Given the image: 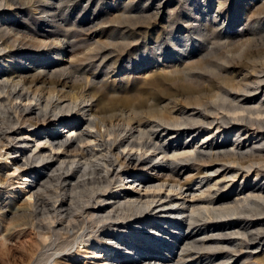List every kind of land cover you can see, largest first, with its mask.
I'll list each match as a JSON object with an SVG mask.
<instances>
[{
  "label": "rangeland",
  "instance_id": "rangeland-1",
  "mask_svg": "<svg viewBox=\"0 0 264 264\" xmlns=\"http://www.w3.org/2000/svg\"><path fill=\"white\" fill-rule=\"evenodd\" d=\"M0 5V25L7 24L3 27L7 50L2 52L0 47V86L4 91L17 86L22 76L30 84L43 67L51 65L56 72L53 78L58 79L61 73L67 82L57 87L64 103L83 93L89 99L84 105L93 102L100 108L105 107L104 102L116 99L121 109L135 112L134 122L149 128L156 126L153 130L159 134L160 143L177 142L188 150L216 146L226 137L228 148L240 144L257 149L262 147L259 142L264 146V114H233L217 107L225 95L250 105L264 100V81L262 90L252 92L264 79V0H0ZM40 80L33 87L45 99L50 83ZM3 96L7 95L0 90ZM198 112L218 119L216 124L204 125L195 136H189L184 133L186 126L177 122L182 121L183 114ZM65 113L57 123L55 117L46 122L44 117L33 115L36 127H20L17 133L29 143L27 149L33 151L39 145L57 152L41 138L46 131L71 135L68 129L81 115L76 109ZM49 114L47 118L53 117L52 111ZM152 157L162 159L155 152ZM167 158L174 161L176 179L180 178L181 183L192 179L188 184L194 193L178 195L167 188L156 192L187 203L205 205L211 193L217 191L229 196V204H233L235 199L246 196V185L264 184V168L234 171L235 164L219 162L223 167H214L211 172L205 166V172L198 174L193 159ZM6 161L11 158L8 161L0 155L1 172L11 179L0 184L1 203L7 210L6 217L0 218V264H38L44 251L40 238L25 219L14 215L22 199L29 198L33 185L27 184L20 193L18 182L22 177ZM261 164L264 167V162ZM142 172L144 175H135L136 183L123 181L108 194L117 188L155 193L139 182L148 180L149 174L155 175L156 171ZM166 178L169 177L162 176ZM124 234L133 235L127 231ZM92 241L94 251H101ZM67 250L61 255L75 254L78 264H95L93 256L77 245ZM253 258L254 264H264V241L253 250Z\"/></svg>",
  "mask_w": 264,
  "mask_h": 264
},
{
  "label": "bare ground",
  "instance_id": "bare-ground-1",
  "mask_svg": "<svg viewBox=\"0 0 264 264\" xmlns=\"http://www.w3.org/2000/svg\"><path fill=\"white\" fill-rule=\"evenodd\" d=\"M6 25L5 22L0 25L2 52L6 49L3 28ZM51 67L40 69L39 77L35 76L30 84L22 76L10 91L0 86L7 95L0 97V151L5 150L0 155L8 161L11 158L6 165L11 163L14 173L22 177L18 180L20 193L27 184L33 185L29 198L22 199L17 212L13 213L25 219L40 238L44 251L38 264H78L75 254L61 255L73 244L93 256L95 264H254L253 250L264 241V184L246 185V196L235 199L233 204H229V196L217 191L211 193L207 204L197 205L161 194L160 190L167 188L178 195L194 193L188 184L192 179L181 183L180 178H175L177 169L172 166L174 161L167 158L169 155L183 161L193 159L197 162L198 174L205 166L211 172L214 167H223L219 162L233 163L238 167L232 166L234 171L248 172L264 168L261 164L264 162L263 142L258 143L262 147L257 149L240 144L228 148L225 137L216 146L188 150L181 143H160L159 134L153 130L156 126L149 128V125L134 122L135 112L121 109L116 99L104 102L105 107L100 108L93 102L84 105L89 99L83 93L64 103L57 87L67 82L61 73L58 79L53 78L56 72ZM38 79L47 85L50 83L45 99L39 89L33 87ZM263 81L259 80L252 92L262 90ZM222 100L217 107L228 113L264 114V100L251 105L228 95ZM75 109L81 116L68 129L70 136H62V132H43L45 136L41 139L57 152L39 145L33 151L28 150L29 143L17 133L23 126L36 127L33 115L42 116L45 121L55 117L57 123L65 117V112ZM51 111L53 117L47 118ZM181 118L177 123L186 126L184 133L189 136H195L196 130L218 119H211L203 112L186 113ZM7 122L11 125L6 126ZM154 152L162 159L155 160ZM256 165L259 166L256 168ZM143 169L156 171L155 175L149 174L148 180L139 182L155 193L141 194L116 187V192L108 194L114 185L123 181L136 183L135 175H144ZM22 172L27 173L26 178ZM163 175L169 178L162 179ZM10 180L0 169V184ZM6 214L0 199V218ZM219 220L224 221L217 223ZM125 231L133 233L132 237L125 236ZM91 240L102 250L95 252Z\"/></svg>",
  "mask_w": 264,
  "mask_h": 264
}]
</instances>
